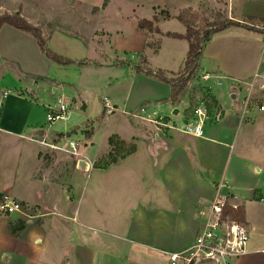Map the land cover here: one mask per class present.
<instances>
[{
    "label": "crops",
    "instance_id": "obj_1",
    "mask_svg": "<svg viewBox=\"0 0 264 264\" xmlns=\"http://www.w3.org/2000/svg\"><path fill=\"white\" fill-rule=\"evenodd\" d=\"M171 2L178 4L176 11L167 4ZM225 2L230 19L263 28L264 0ZM108 3L110 0L101 6L106 8ZM167 3L164 0L163 5L172 18L160 19L157 25L161 33L142 36L135 48L138 53L148 50L146 66L161 69L166 74L175 71L150 61L159 55L163 38L185 41L187 51L188 42L166 35L167 32L184 34L185 26L182 30L165 26L171 19H177L175 16L183 9L197 10L199 0ZM101 6L95 5L90 10L101 12L104 10ZM49 9L45 0H0V15L18 11L41 29L46 46H51L49 48L59 55L67 52L52 46L55 33L65 40H73L81 38L86 31L89 39L94 40L100 31L89 21L81 22L82 32L68 30L67 26L77 23L63 17L56 24L58 30L48 32L44 24H49L54 16L43 17L41 13ZM152 9L153 18L164 8L157 4L152 5ZM153 34L158 36L160 43L157 51L147 45ZM32 36L9 24L0 29V45L3 39L7 45V49H0V196L3 193L12 195L34 215L27 218L18 213L0 214V264H171L172 253L183 252L193 244L200 227L198 209L212 201L220 184L225 185L221 191L232 195V200L244 209V221L255 228L246 252L231 258L229 264H264V214L254 215L249 206L253 202H264V184H246L243 166L252 161V154L245 153L242 148L250 132V128L245 127L249 121L244 119L249 109L245 104L241 110L236 108L239 87L242 84L253 86L259 77H264V32L232 25L214 34L204 45L200 68L219 77L221 84L214 86L212 92L219 90L215 99L222 108L221 118L209 119L200 136L178 129H157L149 121L163 116L178 126L187 122L191 104L185 90L176 101H170L171 87L167 82L138 73L137 64L123 59L91 65L70 57L73 61L70 64L56 63ZM91 66L95 67L89 72L98 79L102 75L127 71L129 75L125 76L129 77L130 85L124 103L130 104L132 110L138 105L130 99L132 84L139 80L146 84L141 100L150 105L143 113L127 119L121 132L112 134L134 147L131 153L105 168L94 167V163L108 153L110 135L100 155L91 160L82 159L86 167L65 164L62 173H57L59 160L78 157L53 151L36 139L39 136L48 140L65 136L76 139L74 136L83 135L87 146L92 142L94 129L92 126L82 131V125L90 124L85 120L60 132L54 124L49 125L47 119L45 123L40 120L37 111L42 110L43 116L46 115L47 105L58 97L59 90L65 100L66 95L69 96L66 101L70 104V119L65 123L71 120L72 104L86 110L83 82L65 80L57 72L60 68L71 67L77 72L83 70L82 73L86 71L84 68ZM108 81L112 84L111 78ZM11 82L14 86H7ZM6 90L9 93L2 98ZM233 93L236 100L231 97ZM176 108L177 113H174ZM243 127L246 128L244 132ZM255 167L258 173L262 171V167ZM78 170L94 176L91 194L83 204L74 195V177ZM258 228H261L260 233ZM96 229L101 234H97Z\"/></svg>",
    "mask_w": 264,
    "mask_h": 264
},
{
    "label": "rangeland",
    "instance_id": "obj_2",
    "mask_svg": "<svg viewBox=\"0 0 264 264\" xmlns=\"http://www.w3.org/2000/svg\"><path fill=\"white\" fill-rule=\"evenodd\" d=\"M165 1L167 3L170 0ZM105 2L106 0H45L46 5H48L50 9L46 11V13L43 11L41 16H54L53 20H51L49 24H44L46 31L49 30L48 32H50L51 30H58L55 28L58 26L56 24L63 20V17H67L77 23L76 25L67 26L66 28L68 30H79L82 32L83 29L80 24L84 21L92 22V24L96 25V28L100 30L98 35L94 37V40L89 39L86 31H83L85 35H82L81 38H75L73 40H65L62 36H60V34L55 33L51 41L52 46L67 52L65 53L66 55H61L69 57V59L70 57L77 58L80 61L82 60L83 63L90 62L89 64L91 65H93V63L109 64L115 62V60L119 61L120 59H123L131 62L132 64L145 67V59L148 58L149 51L146 50L138 53L139 50H136L135 48L139 45L138 40L142 36H150V33L137 26V17L147 19L152 18V5L160 4L161 9H167V7L163 5L164 0H110L108 7L103 8L101 5ZM167 4L171 6L170 8L174 11L178 8L176 7L178 4L175 2ZM95 5H100V8H103L104 10H101V12L91 11L90 9ZM226 5L227 3L225 0H199V3L196 5L198 8L197 10H193V8L190 7L185 9L193 11L199 15V19L195 23V28L202 31L204 28H208L209 30L214 29L218 20H230ZM6 13L14 14L16 12L12 11L11 13ZM157 13H159V11ZM165 28H170L171 30H182L185 27L179 20L171 19L169 23L166 24ZM153 35L154 36H151L150 42L154 44L151 46L154 50L158 46V36L156 34ZM124 37L127 39H124ZM1 43L3 45H0V49L2 51L7 49L5 39H3ZM185 44V41H182L181 39L163 38L159 55L150 61L152 64H157L161 67L165 66L174 70L175 72L166 74L170 79L186 78L189 74L182 68V64L184 63L187 53V47L185 48ZM122 46L126 48L124 49ZM152 64H150V66H152ZM91 67L92 68H84L86 71L82 73L80 72L83 70L77 72V70H74V68L71 67L60 68L59 72H57V75L63 76L64 79L69 78L70 80L75 79L83 82V98L88 107L86 110H83L81 107L76 108V106L72 104L71 120L67 123L63 120H58L53 123L54 128L56 130H60L61 132L65 131V129H68L69 127L80 124L82 121L89 120L90 124H84L80 128L83 131V129H91L93 126L94 129L92 137L93 143L89 142L87 146H85L86 140L83 135L74 136V138H76L74 140L78 142V156H76L78 159L74 158V160H71L68 158L66 160H59L57 162L58 166L56 167L57 173H62L65 164L70 165L71 163H75L78 165L79 160H82L83 158L91 160L92 158L100 155L107 144L108 137L114 133L121 132L127 119H131L134 117L133 115L141 112L143 113L142 108L145 109L147 105H150L148 102L141 100V97L144 96L143 91L145 92L143 87L146 88V84L140 83L139 80L134 81L132 84V96L130 99V102H134V104L138 105L132 110L130 104L128 105L127 103H124L126 102L125 97L127 96L130 85L129 77H126L129 75L127 71L126 73L123 71H117L114 74L106 76L102 75L98 79L97 76L89 72L93 71L92 69H94L95 66ZM201 71L202 68L199 67V69L190 75V80L185 88V93L187 94L191 104L190 108L187 110L188 118L191 115L190 112H192L193 108L201 102L208 105L211 113L222 108L221 105L220 107L217 105L215 99V95L218 97L219 90L215 91V93L212 92L214 87L211 89L204 81H202L200 77ZM109 78H111L112 83L110 85V81H108ZM247 83H251V81H247ZM7 86L10 87L14 85L11 82ZM216 87L217 85L215 88ZM110 93H112L114 97H112ZM237 93L239 99L236 108L238 110L242 109L246 101L245 99L249 96V113L245 115L244 119L249 121L245 127H249L250 132L249 136L244 138L242 148V151L245 153L252 154V161L245 162L243 166L246 172V179L248 180L246 184H264V111L258 110L261 105H264V77H259L253 86H249V84H242ZM61 94L62 91L59 90L57 96L59 97ZM66 96V100H69V96ZM105 97H107L114 106L113 113L104 112L105 109L103 100ZM112 98H114L116 102ZM40 100H42L41 97ZM53 102L54 101H52V103ZM225 103H227V100H225ZM156 111L159 113L161 112V109ZM182 112L183 111H181L180 114H182ZM37 113L40 120L45 123L46 115L43 116V111L38 110ZM245 127H243L242 132L246 130ZM52 158L53 157L50 159ZM52 160L54 161L55 158ZM256 165L262 167V171L260 173L256 171V168H258L255 167ZM68 174V171H66L65 175ZM76 175L78 176L76 177ZM76 175L74 177V195L76 198H79L80 203L83 204L85 199L91 194L94 176H92V173L89 175H86L85 173L82 174L81 170H78ZM42 187L44 190V183L42 184ZM57 195H59V193ZM249 206L254 215L255 213L258 215L264 214L263 201L250 203ZM257 232L260 233L261 228H258ZM96 233L101 234L99 233V229H96ZM253 233L255 234V232Z\"/></svg>",
    "mask_w": 264,
    "mask_h": 264
},
{
    "label": "built area",
    "instance_id": "obj_3",
    "mask_svg": "<svg viewBox=\"0 0 264 264\" xmlns=\"http://www.w3.org/2000/svg\"><path fill=\"white\" fill-rule=\"evenodd\" d=\"M200 77L211 89L221 84L219 77L210 71H202ZM8 93L9 90L3 91L2 98L6 97ZM245 100L248 109L249 96ZM103 102L105 112L114 111V106L107 97ZM259 108L263 110L264 105ZM46 110V119L49 125L58 120L68 121L70 119V104L64 99V96H60L53 103L48 104ZM144 110L142 108L143 112ZM133 116H137V114ZM220 118L221 110L211 113L208 105L201 102L193 108L189 120L180 126L163 116L149 119V121L157 129H178L194 136H200L203 133L204 124L209 119L219 120ZM36 140L53 151H64L70 155L78 156V142L70 137H57L48 140L45 136H39ZM224 186L220 184L212 201L198 209L200 227L194 242L185 251L172 253L170 255L171 264H229L231 258L246 252L250 235L255 228L245 221L231 216L230 211L238 209L240 204L232 200V195L221 191ZM0 213L8 215L18 213L27 218L34 216L21 201L8 193H3L0 196Z\"/></svg>",
    "mask_w": 264,
    "mask_h": 264
},
{
    "label": "trees",
    "instance_id": "obj_4",
    "mask_svg": "<svg viewBox=\"0 0 264 264\" xmlns=\"http://www.w3.org/2000/svg\"><path fill=\"white\" fill-rule=\"evenodd\" d=\"M175 17L186 27V32L184 34L178 32H167L166 35L174 38H183L187 40L188 51L182 68L185 72L189 74V76L186 78L183 77L177 79H170L167 77L166 73L161 69L153 70L148 66H135V70L138 73H145L148 76H152L164 82H167L171 87L169 97L170 101H176L179 98V96L185 90L188 81L190 80V75L197 69H199L203 47L214 34L232 25L244 26L254 31L264 32V28L256 27L255 25H250L247 23H240L232 19H230L229 21L218 20V23L214 27V29L209 30L208 28H204L202 29V31H199L195 28V23L199 19V15L188 9L181 10ZM170 18H172V14L168 10L162 9L161 11H159V13L154 15L152 19L140 18L138 20V27L142 30L148 31L150 34L161 33V30L157 25L158 21L160 19ZM5 24H9L33 35L37 39V42L43 52L56 63L67 65L73 62L71 59L59 55L58 53L54 52L49 47H47L46 39L43 37L41 29L38 26H35L28 22L23 16H21L20 13L1 14L0 29ZM157 44L158 46L155 48L156 51L159 48V41ZM147 45L153 46L154 44L149 41ZM145 62L147 63V59H145ZM87 135H91L90 131L87 132ZM108 142L110 146L108 153L100 161L95 162L93 165L94 167L105 168L110 164L116 162L120 157H124L125 155L131 153L134 150V147L127 146L126 143L116 135L110 136ZM230 213L233 218L244 221V209L242 208V206H240L238 209L231 210Z\"/></svg>",
    "mask_w": 264,
    "mask_h": 264
},
{
    "label": "water",
    "instance_id": "obj_5",
    "mask_svg": "<svg viewBox=\"0 0 264 264\" xmlns=\"http://www.w3.org/2000/svg\"><path fill=\"white\" fill-rule=\"evenodd\" d=\"M16 13H19V12L17 11ZM231 97H232L233 100H236V94L235 93H233ZM174 113H177V109L174 111ZM86 165H87V163L84 160H80L78 162V166L79 167H83L84 168V167H86Z\"/></svg>",
    "mask_w": 264,
    "mask_h": 264
}]
</instances>
